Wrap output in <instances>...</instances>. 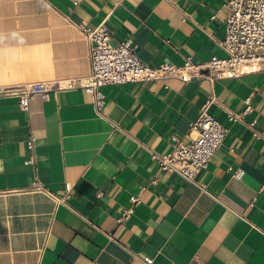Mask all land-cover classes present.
<instances>
[{
	"label": "crops",
	"instance_id": "crops-1",
	"mask_svg": "<svg viewBox=\"0 0 264 264\" xmlns=\"http://www.w3.org/2000/svg\"><path fill=\"white\" fill-rule=\"evenodd\" d=\"M226 1L0 0V87L84 78L79 25L102 20L153 67L222 58ZM100 90V111L79 83L33 97L28 110L0 95V264H264V70ZM210 97L228 131L193 183L154 155L172 136L188 140ZM245 99L248 111L230 121Z\"/></svg>",
	"mask_w": 264,
	"mask_h": 264
},
{
	"label": "built area",
	"instance_id": "built-area-1",
	"mask_svg": "<svg viewBox=\"0 0 264 264\" xmlns=\"http://www.w3.org/2000/svg\"><path fill=\"white\" fill-rule=\"evenodd\" d=\"M227 13L223 19V38L221 45L227 55L220 58L210 57L202 63H195L191 56H186L182 64L166 62L159 66L144 63L137 54L135 46L129 41H113L105 21L90 27L79 25L80 31L88 43L89 72L84 78L56 79L37 81L0 87V95L14 96L24 110H28L29 101L39 96L47 99L51 91L75 88L79 83L94 99L97 110L104 104V95L100 86L108 83L158 80L177 77L186 82L192 78H206L210 82L220 77H233L248 70H264V0H227ZM117 7H122L117 3ZM213 97L206 99L197 118L191 123L188 140L172 136L170 151L154 155L161 169L174 171L186 180L196 183V175L207 169L209 162L228 131L208 112ZM241 113L229 112L230 121L241 120L249 106V99L244 101ZM30 156L25 163L34 165V135L27 138ZM202 186V184H198ZM144 187H141L143 190ZM139 200V193L130 196L131 205L125 207L117 221L122 222L133 212ZM146 263L152 259L145 257ZM187 264H201L193 259Z\"/></svg>",
	"mask_w": 264,
	"mask_h": 264
}]
</instances>
